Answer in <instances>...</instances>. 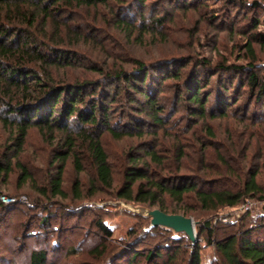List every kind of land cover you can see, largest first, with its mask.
<instances>
[{
  "label": "rangeland",
  "instance_id": "1",
  "mask_svg": "<svg viewBox=\"0 0 264 264\" xmlns=\"http://www.w3.org/2000/svg\"><path fill=\"white\" fill-rule=\"evenodd\" d=\"M48 7V17H37L31 37L46 43L39 47L49 55L59 50L70 59L48 68L51 81L84 83L80 110L87 113L86 100L106 106L107 123L123 135L81 122L75 113L53 130L46 124L32 126L22 150L15 153V126L4 123L3 117L16 116L3 111L5 100L0 104V163L9 161L11 169L8 175L0 174V264H30L35 249L45 250L46 264H185L196 242L201 264H222L214 244L206 243V221L215 239L228 233L241 237L248 229L253 238L263 239L264 199L257 196L215 211L200 208L190 194L180 203L167 198V212L193 220L197 240L192 243L183 232L149 226L144 209L157 205L128 201L116 193L133 157L150 160L145 150L162 159L158 166L149 162L154 177L221 181L212 185L215 188L232 187L229 182L240 180L233 177L237 173L242 180L256 172L257 181H263L264 95L257 97L247 77L253 72L264 82V0L60 1ZM4 11L0 20L8 22ZM16 19L12 22L19 24ZM218 65L242 69L226 71ZM118 72L128 74L115 76ZM143 73L145 81L140 80ZM194 77L205 101L203 117L198 104L186 97V85ZM140 89L156 99L160 124L140 110L145 103ZM84 133L100 135L113 171L110 187L96 181ZM68 140L74 147L65 163L64 196L53 195L50 175ZM221 157L237 173L225 171ZM18 162L33 182L18 183ZM97 218L111 229L110 236L97 228ZM150 251L161 256L146 258Z\"/></svg>",
  "mask_w": 264,
  "mask_h": 264
},
{
  "label": "trees",
  "instance_id": "2",
  "mask_svg": "<svg viewBox=\"0 0 264 264\" xmlns=\"http://www.w3.org/2000/svg\"><path fill=\"white\" fill-rule=\"evenodd\" d=\"M60 1L71 4H92L102 0H36L35 2L34 0H0V10H5V18L10 19L8 22L0 20V104H3L5 100L3 111L6 114L16 116L10 119L3 117L4 123L13 122L12 124L15 126L11 139V147L14 148L15 153L22 150L29 128L46 124L49 130H53L56 126L60 127L58 121H62L63 118L68 120L75 113L76 119L81 122L91 126H103L118 137L123 135L121 132H114L107 123L109 108H106V106L97 105L93 100H86L87 113L83 114L78 104L85 101L83 98L84 83L57 84L51 81L48 68L55 63H69V55L54 50L52 56L43 51L39 46H44L46 43H36L37 40L31 37L30 29L39 15L48 17V6L50 4ZM22 5H27V8L24 10L21 7ZM15 18H20L16 19L19 20V24L12 22ZM249 49L251 48L249 47ZM38 66L39 71L36 69ZM218 68L226 71L242 69L241 66L232 65H218ZM178 73L176 72L174 76H178ZM122 74L128 73L118 72V75L115 76ZM126 78L130 84L134 85L133 82L135 81L131 76ZM145 79L146 73H143L140 80L145 81ZM247 82L257 88V97L260 98L264 95V82L258 79V75L250 72ZM186 89V97L190 102L198 104L201 114L199 116L203 117L205 101L200 93L201 87L198 79L194 77L191 83H187ZM142 95L145 103L143 107H140V110L148 114L155 124H160L162 122V118L159 116L161 109L158 108L156 99L146 90L142 91ZM211 116H214V114L211 113ZM67 124L66 121L65 126ZM209 132L211 133V131ZM83 137L87 140V152L95 169L96 181L103 186L110 187L113 171L100 140V135L84 133ZM66 147L67 149L63 153H58L56 156V171L50 175L49 186L53 195L64 196L62 190L63 174L66 160L74 147L73 141L68 140ZM145 154L150 159L148 162L141 160L140 157L131 159V164L123 174V184L117 190L116 195L118 197L128 201L157 205V209L165 213H174V211H166L168 209L167 198L180 203L188 194L192 195L191 198L198 203L200 208L209 211L224 207H236L245 201L247 197L257 196L261 200L264 199V179L262 182H258L256 179L257 173L251 172L250 174L246 173L245 177L247 178L241 180L243 176L237 173V170L222 157L220 163L226 168L225 171L236 172L237 174L233 176L236 179L240 177V180L228 181L229 184H233L232 187L221 186L215 188L212 185L220 184L221 181L216 179L206 181V179L200 177H187L185 175L154 177L153 174L155 173L152 171V165L149 162L151 161V163L158 166L162 163V159L153 150H145ZM73 161L76 170L80 171L82 167L77 156H73ZM139 161L143 162L142 165H138ZM17 164L21 169L18 183L23 184L28 180L33 182L27 169L19 162ZM10 170L9 161H5L3 164L0 163V174L8 175ZM77 182L75 181L73 185L74 194L77 192H75ZM42 192L45 193L44 189ZM76 196L80 197L78 194ZM44 218L46 219V217ZM95 224L105 236L111 235V229L102 219L97 218ZM203 229L208 235L206 243L214 244L215 251L221 258L222 264H264V238H253L249 229L245 230L241 237L238 234L228 233L223 234L218 239L213 236L215 230L210 221L202 224ZM134 256L135 253L131 255L130 260H133ZM160 256V252L152 251L145 255L149 259ZM29 260L30 264H46L45 250H32ZM185 264H201L200 245L197 242L194 243Z\"/></svg>",
  "mask_w": 264,
  "mask_h": 264
},
{
  "label": "water",
  "instance_id": "3",
  "mask_svg": "<svg viewBox=\"0 0 264 264\" xmlns=\"http://www.w3.org/2000/svg\"><path fill=\"white\" fill-rule=\"evenodd\" d=\"M145 216L150 218V225L163 226L172 229L174 232H183L192 243L197 239L194 231V222L189 216L177 213H165L160 209H144Z\"/></svg>",
  "mask_w": 264,
  "mask_h": 264
},
{
  "label": "built area",
  "instance_id": "4",
  "mask_svg": "<svg viewBox=\"0 0 264 264\" xmlns=\"http://www.w3.org/2000/svg\"><path fill=\"white\" fill-rule=\"evenodd\" d=\"M245 208H247V206H246ZM241 211H242V210H241ZM244 211H246V209H244Z\"/></svg>",
  "mask_w": 264,
  "mask_h": 264
}]
</instances>
